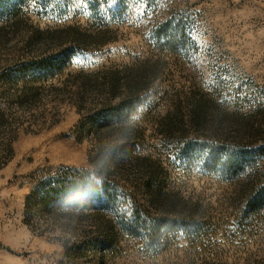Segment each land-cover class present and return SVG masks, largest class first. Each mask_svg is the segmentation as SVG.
Wrapping results in <instances>:
<instances>
[{
    "label": "rangeland",
    "instance_id": "1",
    "mask_svg": "<svg viewBox=\"0 0 264 264\" xmlns=\"http://www.w3.org/2000/svg\"><path fill=\"white\" fill-rule=\"evenodd\" d=\"M113 4L0 0V264H264V0ZM68 169L108 191L46 205ZM154 188L193 222L166 226Z\"/></svg>",
    "mask_w": 264,
    "mask_h": 264
},
{
    "label": "trees",
    "instance_id": "2",
    "mask_svg": "<svg viewBox=\"0 0 264 264\" xmlns=\"http://www.w3.org/2000/svg\"><path fill=\"white\" fill-rule=\"evenodd\" d=\"M168 25H171L170 23H167ZM176 30V29H175ZM166 37V42L165 45L171 46L172 49H174L173 45L175 44V37L173 34L171 33H166L165 34ZM65 62V58L64 55H61L59 57H54V56H50L47 58H43L41 61H36V62H27V63H21L20 67L22 68V70H25V72H28L27 70L29 68H34V73L37 72V74L34 73H29L30 75H33V78H42L44 76H47V72L48 70L51 71L52 70V74H54V70L55 68L58 69H62L63 65ZM25 68V69H24ZM143 77V76H142ZM146 86V80L143 78H140L139 81H133L130 82L128 85V92L130 93L129 95H127L125 98L122 99V101L117 105V107L114 109L115 110V114H123V112L121 113V108L125 107V104L127 105L128 102L130 104V100H126L127 98L131 97V96H136L135 94L138 92V90H140L141 88H144ZM129 106V105H127ZM126 106V107H127ZM112 117L115 116H110L108 117L106 120H104V122L109 125V124H113L112 120H114ZM192 119L194 120H198L199 122H205L207 120V115L206 112L203 108V106L201 105V103H198L193 109H192ZM215 124L212 125V128H214ZM229 164L230 165H234L236 166V169L239 168L240 164H243L242 161H237L234 162L232 161L231 158H229ZM238 166V167H237ZM71 172V176L70 177H61L58 176L55 183L51 180H48V184L47 186L49 187L48 191H47V196L45 197L44 203L50 204L49 202H53V200L55 201V199L58 198H68V199H73L76 202H74L73 204L77 207L79 206V203L77 202H82L83 200L82 198H86L85 199V204L88 203V205L90 207L94 206V196L100 194L99 191L96 188H102L104 189L106 192L109 189L110 183L106 180L103 181L102 184L98 185L96 183V178H93L92 172H83L82 170H73V169H68ZM86 173V174H83ZM92 176V178H91ZM256 192V191H255ZM254 192V197L259 201L262 200V198L264 199V192L261 191V193H255ZM106 195H109V193H106ZM258 195V197H257ZM67 199V200H68ZM111 199L108 198V201H110ZM150 201L154 202V204H157L159 207L161 206V208H163V210L167 213L166 218H169L168 221H165L164 224L166 226H171L173 224L174 221H176L177 219L179 220H187L184 218V216H186L188 213V210L186 208H180V206H182L181 204L175 202L172 198H164L160 192V190L158 188H154L151 191V195H150ZM148 211L143 210L142 208L136 207L134 209V223H136L137 225H140L141 223H143L142 220H148L147 217L149 215ZM171 216V217H170ZM180 216L182 218H180ZM163 218V219H166ZM131 220V219H130ZM189 222H193L191 220H187ZM145 222V221H144ZM133 223V222H132ZM148 222L143 223L142 226L145 227L147 225ZM128 224H130V222H128Z\"/></svg>",
    "mask_w": 264,
    "mask_h": 264
},
{
    "label": "snow or ice",
    "instance_id": "3",
    "mask_svg": "<svg viewBox=\"0 0 264 264\" xmlns=\"http://www.w3.org/2000/svg\"><path fill=\"white\" fill-rule=\"evenodd\" d=\"M101 2H104V3H109L110 2V0H101ZM119 3V0H114V4H113V6H115V4H118ZM75 62H77V63H82L83 61L80 59V58H77L76 60H75Z\"/></svg>",
    "mask_w": 264,
    "mask_h": 264
}]
</instances>
